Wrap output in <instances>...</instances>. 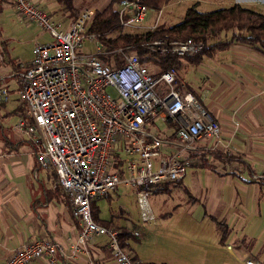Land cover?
I'll list each match as a JSON object with an SVG mask.
<instances>
[{"label": "crops", "instance_id": "0c3cea01", "mask_svg": "<svg viewBox=\"0 0 264 264\" xmlns=\"http://www.w3.org/2000/svg\"><path fill=\"white\" fill-rule=\"evenodd\" d=\"M32 1L60 22L63 29L74 20L70 17L72 20L63 22V15L71 13L66 3ZM147 17L140 29L153 26ZM37 27L18 15L11 0H0V90L5 88L8 95L6 101L0 102V264H5L23 245L44 238L58 242L69 256L72 253L69 241H78L81 231L72 214L69 196L57 182V174L52 168L38 165L30 142L14 129L17 121L27 116L21 101L19 73L32 62L35 44L53 39ZM26 43L31 44L30 49L24 46ZM146 65L154 73L161 71L157 65ZM178 73V89L192 93L218 121L220 137H204L195 149L181 155L191 160L183 179L164 183L150 197L154 212L163 209L165 196L171 197L172 207L164 208L160 216L155 213L157 225L142 228L141 236L133 239L139 241L141 237L155 235L159 228L172 229L169 223L176 214L174 220L181 219L183 223L180 227L176 225V232L220 256L213 262L207 255L205 264H226L224 254L240 261L237 253L242 250H260L255 264H263L264 55L236 42L204 56L197 64L181 58ZM159 89L162 91L164 86ZM149 130L159 138L174 140L177 124L158 113L150 119ZM180 185L189 193L186 211L180 210L184 214H178L180 205L175 199L176 193L183 198ZM119 189L112 193L118 194ZM127 189V194L131 192L136 201L135 191ZM170 190V196L164 195ZM112 193L92 202L93 215L99 224L132 231L139 212L134 216L126 204L110 202ZM102 200L108 203H99ZM107 241L104 236L87 240L70 261L59 254L54 261L39 258L29 264H115ZM141 248L139 245L136 250H128L139 263L176 264L166 255L159 256L158 251Z\"/></svg>", "mask_w": 264, "mask_h": 264}, {"label": "built area", "instance_id": "2783aa9c", "mask_svg": "<svg viewBox=\"0 0 264 264\" xmlns=\"http://www.w3.org/2000/svg\"><path fill=\"white\" fill-rule=\"evenodd\" d=\"M11 1L19 16L53 38L35 44L32 62L19 73L27 116L14 129L30 142L38 165L57 174L81 231L78 241H69V256L58 242L44 238L14 251L5 264H29L39 258L54 261L59 254L70 261L87 240L103 236L115 264H135L121 244L119 231L94 220L92 202L120 186L133 189L139 219L132 234L140 237L142 228L157 225L150 200L153 192L164 183L182 180L191 160L181 155L195 149L204 137L218 139L220 125L192 93L178 89V69L154 73L133 46L108 50L95 34H89L95 10L85 9L63 29L38 3ZM149 10L139 0L121 1L120 26L141 28ZM88 37L98 43L93 53L80 51ZM142 47L185 58L200 52L203 44L192 39H158ZM111 55L108 63L105 58ZM160 86H164L162 91ZM7 96L2 88L0 102ZM158 113L176 122L174 140L150 133L149 121ZM246 264H255V260Z\"/></svg>", "mask_w": 264, "mask_h": 264}, {"label": "trees", "instance_id": "16d2710c", "mask_svg": "<svg viewBox=\"0 0 264 264\" xmlns=\"http://www.w3.org/2000/svg\"><path fill=\"white\" fill-rule=\"evenodd\" d=\"M64 1L67 7L73 11L72 0ZM121 1L123 0H110L105 8L96 10L88 27V33L95 34L108 50L130 45L134 47L135 45L133 50L141 56L142 62L157 65L161 71L172 67L179 69L181 58L175 54L162 55L144 49L142 44L151 43L158 39L170 41L192 39L200 42L203 44V49L194 56L185 57L192 64H197L204 56L213 55L217 50L226 49L236 42L249 45L264 55V14L240 4L201 12L197 9V2L187 9L183 20L176 25L164 28L156 27L155 30L143 34H128L119 24V7L116 5L120 4ZM139 1L151 10L160 11L172 0ZM78 15L73 12L72 18L75 19ZM111 59L112 55L105 58L108 63H111ZM119 166V163L114 165L119 174L122 175L123 171L118 168ZM93 218L96 222L98 221L95 215ZM119 235L122 246L127 250H132L129 244L130 239L135 238L132 231L123 228L119 230ZM131 256L135 264H156L139 263L134 253Z\"/></svg>", "mask_w": 264, "mask_h": 264}, {"label": "rangeland", "instance_id": "374dc122", "mask_svg": "<svg viewBox=\"0 0 264 264\" xmlns=\"http://www.w3.org/2000/svg\"><path fill=\"white\" fill-rule=\"evenodd\" d=\"M240 2L245 7L253 9L259 13L264 14V0H172L168 5L163 6L160 11H149L147 21H150L153 25L149 28L144 29H124L125 33L128 34H143L148 31L155 30L156 27L158 28H164V27H171L173 25H176L180 23L183 20V17L185 15V12L189 7L197 4V9L201 12H209L213 11L215 9H218L220 7H228L233 5L235 2ZM61 5H65L64 0H59ZM110 0H72V5L74 7L73 11H70L71 13L67 16L63 15L62 19L63 22H67L68 20H72L70 17H73V12H76L77 15L80 14L85 9H92V10H98L103 9L109 4ZM237 4V3H236ZM117 7H120V4L116 5ZM51 17V15L49 14ZM38 28V27H37ZM45 40L48 39V34L45 33ZM98 43L95 39H92L88 37L85 39L80 51L84 53H93L96 50ZM24 46H27L29 49L31 47V44L26 43ZM135 47V45H134ZM133 47V49H134ZM29 53H27L28 55ZM27 58V56H26ZM109 92H112L114 94V91L109 89ZM194 167V166H193ZM191 167V168H193ZM190 168V167H189ZM188 168V172H189ZM175 185L172 184L171 188H173ZM188 188V187H187ZM179 189L182 190L180 194H182L183 198L177 196V193L175 194L177 198L176 202L179 206V211L182 209L186 211L188 207L187 202V196L189 195L188 192H185V186L180 185ZM173 190V189H171ZM171 190L168 192H165L164 195L170 196ZM127 187L120 186V189L118 190V194H113L110 202L114 203H122L126 204L131 214L134 216H137V207H136V201L135 197L131 194H127ZM170 192V193H169ZM187 194V195H186ZM185 197V198H184ZM180 198V199H179ZM99 203L107 204V200L99 201ZM172 205L171 197H166L163 203V209L170 207ZM155 207V206H154ZM172 207V206H171ZM161 207L157 208L155 210V213L160 216L162 210ZM184 211L178 212L181 214H184ZM176 214L173 216L172 222H170V226L173 227L172 229L167 228H159L155 230V235H151L150 237H141L139 241H136L135 239H130L131 247L134 248V250L137 249L139 245L142 246L141 250H155L158 251L157 254L161 257H164L165 255L171 259L172 262L176 264H205V257L207 255L211 256L212 261L216 262L220 256L216 254L210 253L209 250H206L204 246L194 243L189 239L188 236L183 235L182 233L176 232L175 229L177 226H182L183 223L180 222L181 219H179L178 222H176L174 219ZM175 217V218H174ZM177 225V226H176ZM133 227V223H130V229ZM132 248V249H133ZM259 251L260 250H242V252L237 253L238 257L241 259L240 261L237 260L234 256L224 254V259H226V264H246L247 259H253L256 260L259 257ZM264 264V263H263Z\"/></svg>", "mask_w": 264, "mask_h": 264}]
</instances>
